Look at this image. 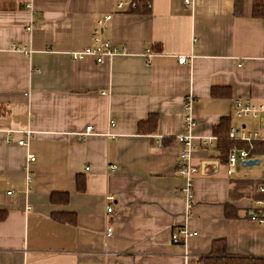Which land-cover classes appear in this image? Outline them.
Here are the masks:
<instances>
[{
    "label": "crops",
    "instance_id": "obj_1",
    "mask_svg": "<svg viewBox=\"0 0 264 264\" xmlns=\"http://www.w3.org/2000/svg\"><path fill=\"white\" fill-rule=\"evenodd\" d=\"M116 1L0 0V264H204L215 241L264 258V227L248 220L264 172L227 174L212 132L222 118L258 128L233 106L264 103L262 0H150L148 13ZM106 15L98 38L117 52L71 60ZM187 100L190 201L175 170ZM178 228L190 235L172 243Z\"/></svg>",
    "mask_w": 264,
    "mask_h": 264
},
{
    "label": "built area",
    "instance_id": "obj_2",
    "mask_svg": "<svg viewBox=\"0 0 264 264\" xmlns=\"http://www.w3.org/2000/svg\"><path fill=\"white\" fill-rule=\"evenodd\" d=\"M138 0H118L115 2L114 7L117 11L121 10H134L136 6V2ZM146 4V9H149V1ZM184 4L188 5L189 0H184ZM24 9L31 10V6L26 4L23 6ZM110 15H106L101 20H99L96 24V27L92 30V42L93 46L86 47L85 49L71 53V60H81L86 56H91L94 58L96 64H100L103 62L105 57H110L117 52V49L112 47L109 42H101L98 36L101 31L105 28L107 21H109ZM14 50H17L22 53H27L25 49H16L12 47ZM185 63L184 57H177V64ZM191 108L189 104V100L185 101L183 106V131L180 135H178L175 139L176 143L179 145V150L177 154V161L175 163L176 174L183 179V188L181 190L182 194L188 201L191 198V187H192V179L196 173V169L192 163V154H193V130L195 129L196 123L191 116ZM233 115L237 119L249 118L251 120L258 119L259 125L256 130H246L244 126L242 127H232L230 126L227 130V138L231 141L235 142H243L248 145L252 143H262L264 145V103H255L249 98L238 99L234 101L233 106ZM112 126V122H109V127ZM94 131L91 126H86L80 132V136L82 138L93 135ZM28 134L26 136L20 138L16 144L20 146L26 145V140L28 139ZM214 139V137H213ZM8 142V141H7ZM208 144V143H207ZM254 157H249L248 152L242 149H238L236 147H232L226 156V173L230 174L231 170L235 165H241L244 161L253 160ZM258 161V165L262 167L264 170V154L260 159H256ZM32 161V158H28L26 163ZM86 170V168H85ZM114 167H109V171H113ZM256 191L260 195V198L254 201V206L256 208L255 211L249 213L248 220L252 223H255L259 226L264 227V176L262 180L256 186ZM108 203L105 212H111L110 203L112 202V197L107 196L105 198ZM111 233V229L107 228L105 230V235L109 236ZM190 234L184 228L176 229L170 235V241L172 243H181L185 240Z\"/></svg>",
    "mask_w": 264,
    "mask_h": 264
},
{
    "label": "trees",
    "instance_id": "obj_3",
    "mask_svg": "<svg viewBox=\"0 0 264 264\" xmlns=\"http://www.w3.org/2000/svg\"><path fill=\"white\" fill-rule=\"evenodd\" d=\"M147 0H138L133 13H148L146 9ZM251 16L253 18L261 19L264 25V0L259 4H255L251 10ZM212 94L214 91L211 92ZM153 121L155 124L154 117L149 118V123ZM229 128V121L227 118H222L213 128V136L216 139V148L219 152V158L222 163L225 164L227 152L232 148L236 147L248 152L249 157L261 155L264 151L262 143H252L250 145L243 142L231 141L227 138V130ZM53 197V195H51ZM52 197L50 198L52 200ZM228 216V214H226ZM3 218V214H0V219ZM204 264H264V258H244L230 256L226 253L225 244L223 241H215L212 243L211 252L209 257L205 260Z\"/></svg>",
    "mask_w": 264,
    "mask_h": 264
},
{
    "label": "water",
    "instance_id": "obj_4",
    "mask_svg": "<svg viewBox=\"0 0 264 264\" xmlns=\"http://www.w3.org/2000/svg\"><path fill=\"white\" fill-rule=\"evenodd\" d=\"M254 165H258V161L255 160V159L244 161L241 164V167L245 168V167H251V166H254Z\"/></svg>",
    "mask_w": 264,
    "mask_h": 264
},
{
    "label": "rangeland",
    "instance_id": "obj_5",
    "mask_svg": "<svg viewBox=\"0 0 264 264\" xmlns=\"http://www.w3.org/2000/svg\"><path fill=\"white\" fill-rule=\"evenodd\" d=\"M245 120H248L249 118H244ZM250 120V119H249ZM241 166V165H240ZM240 168V167H239ZM254 168V167H253ZM255 169H262V167H255ZM263 170V169H262ZM263 172H264V170H263Z\"/></svg>",
    "mask_w": 264,
    "mask_h": 264
}]
</instances>
